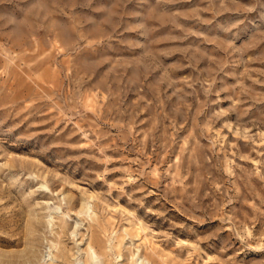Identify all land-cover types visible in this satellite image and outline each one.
Returning a JSON list of instances; mask_svg holds the SVG:
<instances>
[{"label": "rangeland", "instance_id": "rangeland-1", "mask_svg": "<svg viewBox=\"0 0 264 264\" xmlns=\"http://www.w3.org/2000/svg\"><path fill=\"white\" fill-rule=\"evenodd\" d=\"M0 264H264V0H0Z\"/></svg>", "mask_w": 264, "mask_h": 264}]
</instances>
